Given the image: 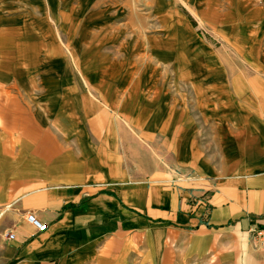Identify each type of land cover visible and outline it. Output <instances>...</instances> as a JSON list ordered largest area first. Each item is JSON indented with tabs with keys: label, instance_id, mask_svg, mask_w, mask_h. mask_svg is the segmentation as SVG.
Here are the masks:
<instances>
[{
	"label": "crops",
	"instance_id": "0c3cea01",
	"mask_svg": "<svg viewBox=\"0 0 264 264\" xmlns=\"http://www.w3.org/2000/svg\"><path fill=\"white\" fill-rule=\"evenodd\" d=\"M39 1L37 30L0 28V264H264V97L192 71L173 96L101 0Z\"/></svg>",
	"mask_w": 264,
	"mask_h": 264
},
{
	"label": "rangeland",
	"instance_id": "374dc122",
	"mask_svg": "<svg viewBox=\"0 0 264 264\" xmlns=\"http://www.w3.org/2000/svg\"><path fill=\"white\" fill-rule=\"evenodd\" d=\"M244 1L101 0L90 13L106 22L103 28L109 33L119 36L109 44L127 43L130 50L144 54L140 65L157 66L160 75L167 76L165 82L173 96L195 93L185 90L192 71L193 82L222 78L229 88L233 84L240 87L245 92L241 97L256 92L257 98H263L264 0H252L250 6ZM41 4L39 0H0V28L14 35L37 30L47 16ZM159 52H174V56L164 58ZM157 55L162 58L159 62ZM206 66L215 73H199ZM192 97L188 99L194 102ZM197 141L207 156H215L217 147L211 139L199 137ZM166 142L161 139L162 150ZM173 163L184 165L179 159Z\"/></svg>",
	"mask_w": 264,
	"mask_h": 264
},
{
	"label": "built area",
	"instance_id": "2783aa9c",
	"mask_svg": "<svg viewBox=\"0 0 264 264\" xmlns=\"http://www.w3.org/2000/svg\"><path fill=\"white\" fill-rule=\"evenodd\" d=\"M201 204L203 201H201ZM27 220L34 225L38 231H45L48 228V224L40 221L33 213L27 214ZM252 226L248 230L249 240L257 247L264 249V218L255 217ZM9 238H13L14 234L9 233Z\"/></svg>",
	"mask_w": 264,
	"mask_h": 264
}]
</instances>
